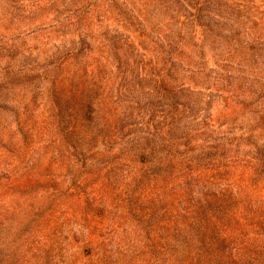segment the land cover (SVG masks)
<instances>
[{"label":"rangeland","instance_id":"1","mask_svg":"<svg viewBox=\"0 0 264 264\" xmlns=\"http://www.w3.org/2000/svg\"><path fill=\"white\" fill-rule=\"evenodd\" d=\"M0 0V264H264V0Z\"/></svg>","mask_w":264,"mask_h":264},{"label":"trees","instance_id":"2","mask_svg":"<svg viewBox=\"0 0 264 264\" xmlns=\"http://www.w3.org/2000/svg\"><path fill=\"white\" fill-rule=\"evenodd\" d=\"M183 2H186L187 3V6H190L189 4H192L190 3L189 1H186V0H182Z\"/></svg>","mask_w":264,"mask_h":264}]
</instances>
